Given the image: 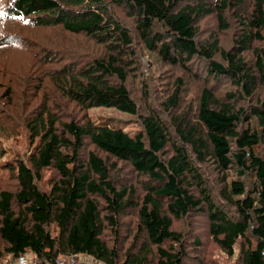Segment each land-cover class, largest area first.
<instances>
[{"label":"trees","instance_id":"trees-1","mask_svg":"<svg viewBox=\"0 0 264 264\" xmlns=\"http://www.w3.org/2000/svg\"><path fill=\"white\" fill-rule=\"evenodd\" d=\"M120 8L134 19L133 29L117 18ZM211 15L221 30H238L230 49L217 37L199 40V22ZM37 30L84 36L103 50L75 66L65 44L49 40L63 65L47 69L55 54H35L26 83L31 93L48 84L86 113L114 109L136 118L141 130L134 135L88 116L70 118L57 97L32 105L24 120L30 143L38 144L5 166L15 186L0 192V258L186 264L187 242L175 221L206 212L214 243L234 264H264V0H0V66L13 53L42 50ZM136 39L168 66L205 63L197 107H184L177 90L162 109L133 97L128 71ZM250 50L253 62L246 59ZM11 70L0 67L2 80ZM222 81L234 89L217 93ZM4 93L13 105V89ZM88 143L107 158L86 154ZM111 158L145 178L141 197L120 184ZM208 165L219 179L214 190ZM46 169L55 172L48 192L37 183ZM132 215L133 229L126 222Z\"/></svg>","mask_w":264,"mask_h":264},{"label":"rangeland","instance_id":"rangeland-1","mask_svg":"<svg viewBox=\"0 0 264 264\" xmlns=\"http://www.w3.org/2000/svg\"><path fill=\"white\" fill-rule=\"evenodd\" d=\"M115 13L119 20L130 29H133L134 19L130 18L123 8L115 10ZM217 20V16L215 15L204 17L200 20L198 25L199 40L204 42L205 40L208 41L212 40L211 38L217 37L222 48L228 50L237 41L239 36L238 30L235 27L229 30H221ZM37 31L35 38L43 44L42 50L34 54L13 53L10 55L9 61L1 65H6L12 70L7 74L5 81L2 80L4 76L0 75V80L5 82V85L0 89V192L12 189L15 186V181L5 166L13 164L17 158L28 157L38 144V142L34 145L30 143L24 117L32 110V105L36 107L41 100L59 98L61 102L59 109L68 114L70 118L80 120L88 116L100 125L110 123L111 127L123 126L126 131L134 135L141 130L140 125L136 122V118L131 115L122 114L114 109L100 108L86 113V111H82L75 105L67 103L48 84L40 85L35 93H31L26 83L30 78V69L36 63L35 54H39L41 59L49 56L50 52L55 54L56 58H53L51 63L46 65L45 68L47 69H56L58 66L61 67L63 65L61 59L62 51L57 49L50 51L48 46L52 45H49V40L55 39L64 43L68 49L66 55L70 57L67 62L75 66H79L87 59L93 58L97 50H103V48L96 47L84 36L61 38V33H57L54 30ZM54 43L58 46L56 42ZM143 45L140 40L136 39L135 46L133 47L135 57L130 63L132 69L128 71V87L133 97L143 103L152 102L153 106L155 105L162 109L163 105H161V101H166L168 93H171L172 90H177L180 91L184 107L190 104H194L197 107L200 92L207 81L205 63L196 60L193 64H189L190 67H187L188 65L171 67L151 54ZM57 46L53 47L58 48ZM246 59L250 62L254 61V52L252 50L246 53ZM41 87L43 89L40 91ZM218 87L219 89L216 92H220L221 94L234 89L232 84L227 85V82L223 81L220 82ZM7 88L13 89V105L7 104L8 100L5 99L4 92ZM69 106L70 108L67 109ZM53 110L56 112L54 107ZM90 151H95L103 158H107L106 155L98 152L93 145L88 143L85 153L87 154ZM113 164L116 166L117 171L116 174H113L118 175L117 180L120 184L128 183L133 186L141 197L145 178L137 174L129 163L111 158L109 165ZM205 171L211 184L210 186L213 187V190L217 189L219 179L215 169L211 165H208L205 167ZM54 176V171L50 169L44 170L41 180L37 181L39 188L42 191L48 192L51 189V182ZM135 218L133 215L128 217V219L126 218V222L129 225L131 224L132 229L135 225ZM125 227L124 231H126ZM174 230L182 232L185 236L189 256L186 264H234V261L214 243L210 234V221L206 212H195L186 219L175 221ZM127 237L129 236L126 232L123 240H127L126 248L132 242V238L126 239ZM3 247L0 240V253H2ZM29 257L31 258L32 256L29 254ZM14 262L15 258L4 253L0 258V264H14Z\"/></svg>","mask_w":264,"mask_h":264},{"label":"built area","instance_id":"built-area-1","mask_svg":"<svg viewBox=\"0 0 264 264\" xmlns=\"http://www.w3.org/2000/svg\"><path fill=\"white\" fill-rule=\"evenodd\" d=\"M14 264H102L90 256H68L61 257L55 261L49 260H36L33 256L30 258L29 255H22L15 259Z\"/></svg>","mask_w":264,"mask_h":264}]
</instances>
